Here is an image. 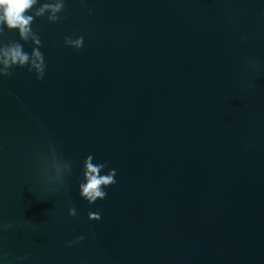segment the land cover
<instances>
[{"label": "water", "instance_id": "95a60500", "mask_svg": "<svg viewBox=\"0 0 264 264\" xmlns=\"http://www.w3.org/2000/svg\"><path fill=\"white\" fill-rule=\"evenodd\" d=\"M65 5L0 77V264H264V0Z\"/></svg>", "mask_w": 264, "mask_h": 264}, {"label": "clouds", "instance_id": "9594fccd", "mask_svg": "<svg viewBox=\"0 0 264 264\" xmlns=\"http://www.w3.org/2000/svg\"><path fill=\"white\" fill-rule=\"evenodd\" d=\"M65 0H0V38L4 36L5 27L9 31H16L19 39L33 45L31 53L24 51L23 45L18 41H8L5 43L0 39V77H10L14 68H28V71L34 72L38 80H42L46 71V64L43 53L40 51L42 43L37 32L33 31L32 25L36 18L47 16L49 22L55 23L61 17L60 13L65 10ZM31 13V14H30ZM65 44L77 50L84 45V38L78 37L72 39L65 38ZM251 62L257 66L255 60ZM251 86V84L249 85ZM107 167L103 162L93 163L92 156H88L84 161V180L85 183L79 185L80 195L89 204H94L97 200L106 198L105 188L116 183L115 169L109 170L106 174L101 172ZM75 208L69 209V215L75 216ZM89 220L98 221L101 219L100 213L89 212ZM4 227H12L11 224ZM83 237L71 241L78 243Z\"/></svg>", "mask_w": 264, "mask_h": 264}]
</instances>
